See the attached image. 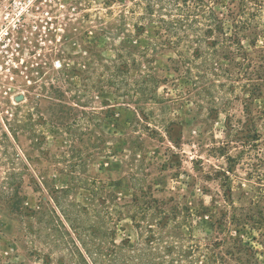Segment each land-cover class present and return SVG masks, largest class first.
<instances>
[{"label": "rangeland", "instance_id": "rangeland-1", "mask_svg": "<svg viewBox=\"0 0 264 264\" xmlns=\"http://www.w3.org/2000/svg\"><path fill=\"white\" fill-rule=\"evenodd\" d=\"M17 1L0 0V264H264V0L232 4L257 46L207 63L161 46L148 0Z\"/></svg>", "mask_w": 264, "mask_h": 264}, {"label": "trees", "instance_id": "trees-1", "mask_svg": "<svg viewBox=\"0 0 264 264\" xmlns=\"http://www.w3.org/2000/svg\"><path fill=\"white\" fill-rule=\"evenodd\" d=\"M234 2L235 0L228 4H225L224 0H148L145 7H139L145 10V17L141 20L147 21V18H150L149 24L156 26V36L166 37L161 43L162 47L176 49L177 46H191L194 59L207 63L214 56L212 50L219 44L228 46L227 54L233 56V60L235 56L246 57L249 54L243 44L245 40L250 41L252 46H257L260 35L250 30L251 13L244 8L245 5L240 8L232 7ZM224 7L228 10L227 14L224 13ZM226 21L232 22V30H227ZM140 25L142 26L135 28L146 29L143 23ZM230 45L235 49H230ZM172 220L168 218L166 226H169ZM89 257L93 264H108L105 263V255L99 251L89 254Z\"/></svg>", "mask_w": 264, "mask_h": 264}, {"label": "built area", "instance_id": "built-area-1", "mask_svg": "<svg viewBox=\"0 0 264 264\" xmlns=\"http://www.w3.org/2000/svg\"><path fill=\"white\" fill-rule=\"evenodd\" d=\"M25 1H17V8H21L23 10L24 6L23 4H26ZM20 5V6H19ZM57 67H60V63H56ZM6 72H11V69H7ZM4 76V27H0V77ZM3 93L4 89L0 83V125H4V105H3Z\"/></svg>", "mask_w": 264, "mask_h": 264}]
</instances>
